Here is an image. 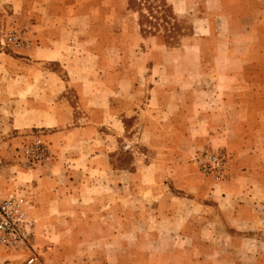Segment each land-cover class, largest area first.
Listing matches in <instances>:
<instances>
[{"label":"crops","instance_id":"1","mask_svg":"<svg viewBox=\"0 0 264 264\" xmlns=\"http://www.w3.org/2000/svg\"><path fill=\"white\" fill-rule=\"evenodd\" d=\"M5 5L28 21L31 45L15 56L0 51V198L10 189L26 192L43 264H140L138 248L149 247L138 233L154 244L171 235L163 249L197 250L202 234L217 233L218 220L244 244L264 233V0L249 14V3L237 5L242 20H254L255 39L216 35L224 19L229 29L233 23L220 17L209 37L195 33L162 53L175 64L149 57L150 85L122 70L121 53L106 55L85 33L91 21L83 0H0ZM218 36L225 49L213 53L215 78L201 85L196 46ZM31 132L43 134L54 160L6 166ZM208 141L234 155L231 178L218 185L192 159ZM120 152L132 153L130 165L116 164ZM149 217L154 226L136 228ZM198 218L204 225L192 223ZM189 236L183 245L179 238ZM0 264H25V257L0 248Z\"/></svg>","mask_w":264,"mask_h":264},{"label":"rangeland","instance_id":"2","mask_svg":"<svg viewBox=\"0 0 264 264\" xmlns=\"http://www.w3.org/2000/svg\"><path fill=\"white\" fill-rule=\"evenodd\" d=\"M83 1L82 10L88 15V21H91L90 27L86 28L85 33L90 35L92 39H99L98 49L106 55L121 53L122 70L125 69V71L132 72L133 76L138 80L139 85L152 84V80L148 76L150 71L147 59L149 57H154L155 61L162 60L166 65L175 64V62H170V58L168 59L162 53L164 51L175 52L182 46L185 38L195 33H199L204 38L209 37V34L214 33V27H212L211 23H219L220 17L224 19L228 15L233 23L229 29L224 19L220 26H216V35L231 33L239 39L244 38L246 35L254 39L256 38L255 32L252 30L254 20L248 18L242 20V13L245 14L246 12L239 10L237 6L241 2L245 6L249 3V11L247 13L249 14L255 10L256 0H223L224 4H222V8H219L217 12L213 11L216 9V6L220 7V0H166L179 26V32L175 40L167 39L163 30L155 33V35L142 33L138 13L130 9L129 0ZM176 5L180 6V9L176 10ZM1 16L3 17V24L0 25V51L15 56L17 51L29 49L31 41L28 38V21L26 22V19L21 14L15 13L6 5L0 6ZM12 16H15V18ZM195 23H199L197 28H200V31L198 32L195 31ZM69 35L73 37L72 32ZM220 39L222 38L218 36L211 40L202 41V43H198L196 46L197 50L200 48L203 57L201 85H209L210 81H213L215 78L216 73L211 67L214 61L213 53L216 49H225V44L220 43ZM261 49L264 48L260 47ZM224 63L225 60H222L221 66H224ZM49 68H53L60 77L65 79L60 65L52 64ZM181 69L176 67V73L182 72ZM57 81L61 83L60 79H57ZM23 136V141L18 145L16 144L13 153L10 152V155L5 157L4 162L6 166L18 164L30 169L47 165L54 160L51 144L44 138L43 134L31 132L24 133ZM35 136H40L48 145L51 153L50 161L34 163L24 155V148L32 143ZM6 137L8 138L7 135ZM136 143L132 147L138 151L137 147L140 146V143L139 141ZM213 157H217L218 160H214ZM192 159L198 173L211 185L224 183L232 176L231 169L234 164V155L226 148L216 147L208 141L204 147L195 150ZM132 160V153L124 152H120L115 159V161H118L116 164L122 167L130 165ZM11 194L18 195L27 202L25 211L31 223L33 252L38 260L35 264H43L40 255L34 247V220L30 214L28 196L21 188L10 189L6 192V195L0 198V201L7 199ZM203 221L202 218H198L193 220L192 223L194 225H204L205 222ZM136 222V228L141 231L149 228V226H154L153 219L150 217L137 219ZM217 223V233L202 234L199 238L201 248L197 250L182 249L176 251L170 248L163 249L158 245H170L174 242V238L171 235H166L160 244H154V239L151 235L138 233L137 238L142 237V242H140L142 247H149V249L145 251L138 248L136 254L137 262L140 264H192V260L200 259L201 264H255L257 260L260 261V264H264V233H259L255 241H245L244 244L242 242V235H233L234 239H231L224 231L222 227L224 224L221 220H218ZM179 239H181L183 245H190L192 243L191 236ZM208 245H212L215 248H210ZM236 245H243V247H235ZM0 248L10 254L18 255L22 258L25 257V264H29L28 260L32 256L31 253L11 251L2 246Z\"/></svg>","mask_w":264,"mask_h":264},{"label":"built area","instance_id":"3","mask_svg":"<svg viewBox=\"0 0 264 264\" xmlns=\"http://www.w3.org/2000/svg\"><path fill=\"white\" fill-rule=\"evenodd\" d=\"M24 155L34 163L48 162L51 153L48 145L40 136H35L32 143L24 148ZM218 160L217 157H213ZM27 202L24 198L11 194L0 201V246L18 252H29V264H35L37 257L32 247L31 223L25 211Z\"/></svg>","mask_w":264,"mask_h":264},{"label":"trees","instance_id":"4","mask_svg":"<svg viewBox=\"0 0 264 264\" xmlns=\"http://www.w3.org/2000/svg\"><path fill=\"white\" fill-rule=\"evenodd\" d=\"M129 7L138 13L142 33L155 35L163 30L167 39L175 40L179 26L166 0H129Z\"/></svg>","mask_w":264,"mask_h":264}]
</instances>
